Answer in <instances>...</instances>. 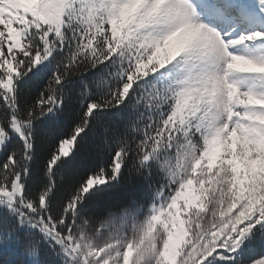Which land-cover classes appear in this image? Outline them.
Returning <instances> with one entry per match:
<instances>
[{"label": "snow or ice", "instance_id": "snow-or-ice-1", "mask_svg": "<svg viewBox=\"0 0 264 264\" xmlns=\"http://www.w3.org/2000/svg\"><path fill=\"white\" fill-rule=\"evenodd\" d=\"M0 264H264V0H0Z\"/></svg>", "mask_w": 264, "mask_h": 264}]
</instances>
